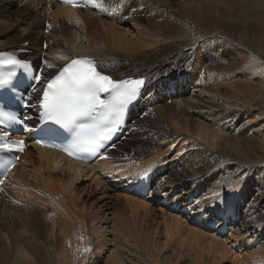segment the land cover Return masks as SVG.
Returning <instances> with one entry per match:
<instances>
[{"label": "bare ground", "instance_id": "obj_1", "mask_svg": "<svg viewBox=\"0 0 264 264\" xmlns=\"http://www.w3.org/2000/svg\"><path fill=\"white\" fill-rule=\"evenodd\" d=\"M104 3L0 0V51L44 78L59 57L88 55L143 76L151 99L95 164L23 151L0 184V264H264V68L249 63L264 50V0ZM148 168L140 198L128 186Z\"/></svg>", "mask_w": 264, "mask_h": 264}, {"label": "snow or ice", "instance_id": "obj_2", "mask_svg": "<svg viewBox=\"0 0 264 264\" xmlns=\"http://www.w3.org/2000/svg\"><path fill=\"white\" fill-rule=\"evenodd\" d=\"M73 7L92 5L100 10L104 9V0H63ZM67 62L59 67L56 74L47 79L41 89L32 86L31 92L25 88L27 95L16 97L22 101L23 107L37 106L41 121L53 122L67 129L71 139L61 145V150L69 156L80 159L89 153H96L105 146V142L110 140L115 127L107 126L105 120L109 113L114 114L119 123V115L125 107L134 101L141 93L145 85V79H115L105 74L88 57L69 59L59 57ZM264 63L257 60L255 56L250 58L249 63ZM0 64L19 67L27 70L30 64L20 61L14 56L0 57ZM46 68H56L57 66L45 61ZM43 69L40 73L33 74L30 79L40 82L43 79ZM13 73L8 71L0 73V86L10 84ZM14 89L17 85L12 84ZM36 95V104L30 102ZM103 112L104 116L97 118L96 113ZM25 118H21L16 111L7 107H0V123L22 124L27 130ZM87 121V122H85ZM39 143V141H38ZM56 146V145H50ZM23 140H9L0 137V153H11L13 151H23ZM115 147V145H113ZM11 163L7 167H11ZM85 251H90L86 248Z\"/></svg>", "mask_w": 264, "mask_h": 264}, {"label": "rangeland", "instance_id": "obj_3", "mask_svg": "<svg viewBox=\"0 0 264 264\" xmlns=\"http://www.w3.org/2000/svg\"><path fill=\"white\" fill-rule=\"evenodd\" d=\"M207 2L210 3V1H205L204 4H207ZM255 51H256V53L259 55V56H256V57L258 58V60H259L260 62H264V50H262V49L258 46V47H256ZM260 65H261L262 68H264V63H260ZM121 142H122V141H121ZM121 142H119L118 144H121ZM120 203H121V202H120ZM120 203H115L114 206H116V207H122L123 204L120 205ZM150 222H151V221H150ZM150 222H149V223H150ZM148 228H151V227L148 226ZM152 228H153V224H152ZM224 264H230V263H229V262H224Z\"/></svg>", "mask_w": 264, "mask_h": 264}]
</instances>
